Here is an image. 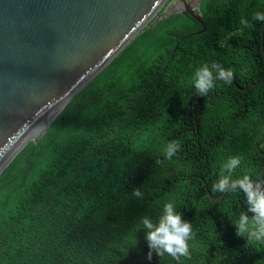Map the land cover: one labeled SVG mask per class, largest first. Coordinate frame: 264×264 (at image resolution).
<instances>
[{
    "label": "trees",
    "instance_id": "trees-1",
    "mask_svg": "<svg viewBox=\"0 0 264 264\" xmlns=\"http://www.w3.org/2000/svg\"><path fill=\"white\" fill-rule=\"evenodd\" d=\"M200 10L203 26L182 14L150 22L3 170L0 264H177L148 260L138 231L168 202L195 233L181 264H264V243L232 224L247 212L243 194L207 196L221 195L211 186L230 157L241 158L233 178L259 180L264 165V38L252 19L264 0ZM213 63L234 79L200 96L195 72ZM173 140L181 149L167 160Z\"/></svg>",
    "mask_w": 264,
    "mask_h": 264
},
{
    "label": "water",
    "instance_id": "water-1",
    "mask_svg": "<svg viewBox=\"0 0 264 264\" xmlns=\"http://www.w3.org/2000/svg\"><path fill=\"white\" fill-rule=\"evenodd\" d=\"M180 13L174 0H0V174L150 22Z\"/></svg>",
    "mask_w": 264,
    "mask_h": 264
},
{
    "label": "clouds",
    "instance_id": "clouds-1",
    "mask_svg": "<svg viewBox=\"0 0 264 264\" xmlns=\"http://www.w3.org/2000/svg\"><path fill=\"white\" fill-rule=\"evenodd\" d=\"M252 19L264 22V12L253 13ZM241 23L249 26L246 20H242ZM233 79L231 69H225L218 63H213L211 67L204 65L195 72L194 88L198 95L206 96L215 88L216 80L231 85ZM180 149V141H170L165 145L163 155L165 159L171 160ZM156 163L160 164L162 161L157 160ZM240 166L241 158L239 156L230 157L223 164L219 179L212 184L211 191L220 194L242 193L247 212L242 211L238 219L232 222L236 228V235L245 238L247 242L264 243V182L254 180L247 174L233 178V174ZM132 195L138 199L142 198L139 188H134ZM140 230L145 232L149 248L148 260L152 259L153 253L159 258L167 255L177 264H181V258H191L190 241L195 239L192 223L182 218V213L176 210L173 202L164 204L162 212L155 222L149 216L141 217L138 226V231Z\"/></svg>",
    "mask_w": 264,
    "mask_h": 264
},
{
    "label": "flooded vegetation",
    "instance_id": "flooded-vegetation-1",
    "mask_svg": "<svg viewBox=\"0 0 264 264\" xmlns=\"http://www.w3.org/2000/svg\"><path fill=\"white\" fill-rule=\"evenodd\" d=\"M198 1L199 0H180V2H178V0H174V4L181 11L180 14H182L183 16H188L193 19V17L188 12V11H192L193 13H196L201 19L203 17V13L200 10V4L202 0L200 3ZM198 3H199V9H197ZM193 20L196 21L195 19ZM200 24H202L203 26V23H200ZM202 30H204V27Z\"/></svg>",
    "mask_w": 264,
    "mask_h": 264
}]
</instances>
